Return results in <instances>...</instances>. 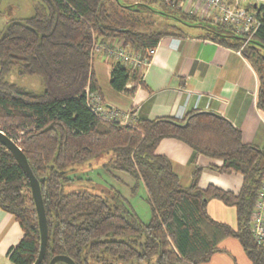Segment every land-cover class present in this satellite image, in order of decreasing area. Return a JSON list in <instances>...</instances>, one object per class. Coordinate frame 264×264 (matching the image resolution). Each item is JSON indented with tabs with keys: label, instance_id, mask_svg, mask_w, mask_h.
Wrapping results in <instances>:
<instances>
[{
	"label": "trees",
	"instance_id": "1",
	"mask_svg": "<svg viewBox=\"0 0 264 264\" xmlns=\"http://www.w3.org/2000/svg\"><path fill=\"white\" fill-rule=\"evenodd\" d=\"M160 6L38 0L33 17L9 21L0 35V130L22 149L41 185L49 230L41 264H50L56 256L70 257L76 264H204L226 238L237 239L252 264H264V250L251 231L264 176V148L245 144L240 130L217 115L196 113L181 120H140L125 126L98 119L87 106L86 88L99 92L93 71L98 45L122 43L149 58L162 37L181 35L184 27L203 29L208 37L235 49L244 44L245 38L231 28L190 17L178 6ZM148 11L175 25L169 31L141 30L132 16ZM254 11L261 26L243 53L259 75L258 107L264 112V5ZM140 70L112 63V88L133 94L142 81ZM12 72L38 77L42 92L11 84L7 78ZM165 139H177L198 155L222 161L216 170L242 175L241 191L201 188L200 168L193 173L192 186L181 187L170 160L156 153ZM103 157L105 172L130 176L136 188L144 184L152 210L148 223L118 191H104L103 197L66 190L84 179L78 176L80 167ZM211 199L237 209V229L209 216ZM0 209L12 214L23 231L8 254L10 260L35 264L41 235L32 191L14 155L1 143Z\"/></svg>",
	"mask_w": 264,
	"mask_h": 264
},
{
	"label": "crops",
	"instance_id": "2",
	"mask_svg": "<svg viewBox=\"0 0 264 264\" xmlns=\"http://www.w3.org/2000/svg\"><path fill=\"white\" fill-rule=\"evenodd\" d=\"M183 5L185 7V3L180 4L181 7ZM263 5H256L253 0H240V6L252 11ZM196 17L209 20L201 10ZM167 22L169 26L175 25L173 21ZM182 31L181 35L162 37L152 62L140 67L142 81L133 94L114 90L111 86V64L106 54L102 52L95 56L98 62L96 65L93 63V71L104 103L127 116L125 126H135L140 120H181L190 114L213 113L240 130L245 144L264 148V112L258 107L260 80L252 61L244 55L242 47L235 49L222 44L208 37L203 29L184 27ZM132 87V83L127 85L128 90ZM156 153L170 160L181 187L185 189L192 186L196 168L201 169V188L215 186L238 194L243 187L242 175L218 172L216 169L223 165L222 161L198 155L177 139L163 140ZM116 173H120L116 176L121 181L114 176L117 182L113 187L140 219L148 223L152 210L146 187L143 183L137 186L143 189L146 201L144 204L135 203L136 182L124 173ZM207 212L214 221L238 228L235 207L211 199L207 203ZM22 238L23 231L14 216L0 209V264H13L8 254ZM232 239L235 238L221 241L219 250L210 261L217 254L228 252L225 245H229ZM235 240L238 244L233 242V246L238 254L242 251L247 256L241 243Z\"/></svg>",
	"mask_w": 264,
	"mask_h": 264
},
{
	"label": "built area",
	"instance_id": "3",
	"mask_svg": "<svg viewBox=\"0 0 264 264\" xmlns=\"http://www.w3.org/2000/svg\"><path fill=\"white\" fill-rule=\"evenodd\" d=\"M157 3L167 6H178L190 17H196L201 10L209 21L233 29L237 34L245 38L242 49L246 47L258 32L261 23L256 12L240 6V0H155ZM256 5L264 4V0H253ZM183 7L180 4H184ZM158 46L149 51V58L141 53H136L130 48H123L122 43L98 45L95 55L104 51L110 64L121 63L132 68L148 65L157 54ZM95 57V56H94ZM86 103L90 111L100 120L124 125L125 116L120 114L117 108L104 103L101 94L91 90L88 86L85 90ZM251 231L256 245L264 250V176L262 186L258 192L256 205L251 216Z\"/></svg>",
	"mask_w": 264,
	"mask_h": 264
},
{
	"label": "rangeland",
	"instance_id": "4",
	"mask_svg": "<svg viewBox=\"0 0 264 264\" xmlns=\"http://www.w3.org/2000/svg\"><path fill=\"white\" fill-rule=\"evenodd\" d=\"M122 3L135 4L136 2H143L145 4H152L155 8H160V3L153 4L152 0H120ZM38 0H0V35L5 29L7 23L13 19H27L35 15V6ZM145 14H135L133 18L138 19L139 28L144 31L150 32H162L169 31L171 29L164 16L160 14L153 13L151 11L144 12ZM97 56V55H96ZM98 58H95L94 63H96ZM8 82L15 84L20 88L27 91L40 93L43 90L41 81L38 77H20L16 72H12L8 78ZM104 163H106L105 158H100L92 161V165H87L85 167H80L78 171V176H83L82 181L78 180L74 183L68 184L66 186L67 191H88L94 194H99L104 197V193H109L111 190L117 192L113 186H116V180L114 176L121 181L116 174L117 171H110L107 173L104 171ZM86 175V176H85ZM87 177V178H85ZM119 187V186H118ZM143 189L138 187L136 189V197L134 198L135 203L144 204L145 196L143 194ZM105 191V192H104ZM133 191V190H132ZM105 193V194H106ZM134 195V193H133ZM150 219V218H149ZM148 219V220H149ZM146 220V221H148ZM150 221V220H149ZM148 221V222H149ZM229 245H225L228 252L217 254L214 259H212L207 264H250L247 256L240 251L236 250L233 246V242L238 244L235 239H232Z\"/></svg>",
	"mask_w": 264,
	"mask_h": 264
},
{
	"label": "water",
	"instance_id": "5",
	"mask_svg": "<svg viewBox=\"0 0 264 264\" xmlns=\"http://www.w3.org/2000/svg\"><path fill=\"white\" fill-rule=\"evenodd\" d=\"M201 113H208L211 115H215L209 112H201ZM187 124L188 122H186L184 126H186ZM0 143L4 145L9 151H11V153L14 155L18 164L21 166V168L23 169L24 173L28 178L29 185L32 191V196L36 206V212L39 221V230L41 235L40 252L35 264H41L47 252V246L49 242V230H48L46 210L44 206L40 182L32 172L28 159L24 154V152L22 151V149L13 139H11L1 130H0ZM50 264H76V263L70 257L56 256L51 260Z\"/></svg>",
	"mask_w": 264,
	"mask_h": 264
}]
</instances>
